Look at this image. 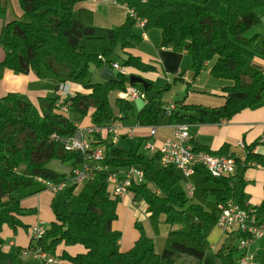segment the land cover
I'll return each instance as SVG.
<instances>
[{
  "label": "trees",
  "instance_id": "16d2710c",
  "mask_svg": "<svg viewBox=\"0 0 264 264\" xmlns=\"http://www.w3.org/2000/svg\"><path fill=\"white\" fill-rule=\"evenodd\" d=\"M17 1L22 16L6 22L0 29V50L3 51L0 79L4 70L17 75L32 72L39 80L51 81L55 91L59 85L72 80L84 81L82 87L89 92H76L63 100L54 92V95L39 96L35 104L16 92L0 94V234L5 227L15 230L22 226L20 218L34 212L21 204L18 194L22 189H29L36 182L40 184L39 179L67 182L62 191L53 193V219L41 238L30 237L27 248L11 253L2 248L0 235V264H31L25 259L33 258L32 254L22 258V252L34 250L56 256L61 264H240L238 259L245 253L239 250L236 240L248 234L237 229L220 235L218 250H210L213 259L205 261L210 249L208 238L217 226L218 206L228 201L238 204L248 214L251 224L264 226V199L258 205L246 206L244 196L246 162L258 157L250 151L241 162L230 155L235 159L234 174L219 178L206 175L204 183L209 182L211 187H207L204 194L211 195L215 202L210 211L194 202L185 191L183 177L174 166L160 165L157 151H148L150 155L140 151L142 142L137 146L129 143L121 147L106 140L105 135L95 136L92 145L102 148L100 163L108 170L94 171L81 184L72 183V170L81 165L83 156L64 149V140L77 131L69 115L87 116L91 124L99 126L128 119L132 109L130 102L116 97V115L108 99L111 93L123 91L129 83L120 74L116 75L117 81L109 84L84 80L90 65L99 69L103 63L111 65L113 61L111 58L98 59V55L83 51L79 45L83 39L96 38L95 28L74 16V5L83 0ZM115 1L125 5L128 14L120 26L107 32L109 49L102 56L111 57L118 47L121 50L131 48L138 39L136 23L143 21L141 28L144 30L156 28L160 31L162 47L191 56L194 75L208 69L213 77L232 82L222 88L225 102L221 106L202 107L183 101L165 105L163 93L171 84L155 87L142 76L154 71L153 67L127 53L121 66L131 68L130 74L145 79L144 92L155 91L138 111V126L155 127L163 120L166 125L215 124L261 102L264 68L253 67L249 72L247 67L255 55L264 56V35L247 33L261 22L259 12L264 10V0ZM4 12L0 0V19ZM255 47H259L257 54ZM223 148L216 152H208L203 147H193V150L222 155ZM53 160L68 164L69 171L59 173L49 168ZM130 166H137L144 172L143 183L132 189L136 200L145 204L151 223L176 226L168 232L161 251L156 249L154 240L138 221L134 224L138 237L133 245L126 251L120 249L122 234L113 225L118 219L121 200L110 194L106 176ZM198 170L202 169L196 168ZM152 185L156 191L151 189ZM73 196L84 206L83 212L71 208ZM73 246L81 250L71 254L67 248ZM259 259L258 264H264V257Z\"/></svg>",
  "mask_w": 264,
  "mask_h": 264
},
{
  "label": "crops",
  "instance_id": "0c3cea01",
  "mask_svg": "<svg viewBox=\"0 0 264 264\" xmlns=\"http://www.w3.org/2000/svg\"><path fill=\"white\" fill-rule=\"evenodd\" d=\"M1 4L5 12L3 18L0 19V29L6 22L18 19L22 16V11L17 0H1ZM73 12L75 18L83 24L93 26L96 31V38L83 39L79 44L80 47H88L87 49L91 51L98 44L102 46V51L95 55H102L106 49H109V42L106 38L107 32L114 27L120 26L126 20L128 9L125 5L119 4L115 0H83L74 5ZM262 26L263 30L260 34L263 36L264 24ZM135 33L138 35V39L134 41L133 46L123 50L118 47L115 49L114 55L122 59L125 58L127 53L138 56L143 63L152 66L154 69L152 72L143 73V77L149 79L157 88H162L171 84L169 89L163 93L165 105L175 103L176 101H183L184 104L199 105L202 107H215L224 104L225 99L223 98L222 88L232 85L231 81L213 77L208 69L201 70L198 74L194 75L191 56L184 51L162 47L161 35L158 29L149 28L144 30L136 26ZM255 33L258 32H253L252 34ZM2 57L3 51L0 50V59ZM103 57L104 60L111 58V61H113L112 63L120 64L119 61L113 59V56ZM106 65L108 64L103 63L101 68ZM253 67L264 68V56L255 55L250 65L247 67L248 71L252 72ZM91 68L94 78L91 77L88 81L90 83L102 82L99 78V71L101 68L97 69L94 65H92ZM111 70L117 75L116 71L112 68ZM127 72L130 76L131 74L128 70ZM37 80L40 81L32 72L26 75H17L9 70H4L3 76L0 79V94H5L7 92L22 93L24 96L26 95L29 98L28 101L33 104L37 103V98L39 96L54 95L55 90L53 89L52 82L49 80H42V82L47 84L45 88L32 90L30 84ZM127 80L129 83V77ZM63 84H69L73 89V94L76 92H89V90L83 89V83L68 80ZM116 97H119V93ZM150 98L151 97L147 96L144 104ZM130 103H133L130 117L125 120H118V128L113 135L106 136V140L117 144H119L121 140L124 143H129L135 136L142 144L151 142L158 148L165 139L174 137V125H166L164 120L160 121L155 127L143 128L138 126L136 117L141 108L139 110L136 108L135 101ZM90 124L89 122L86 126ZM75 125L77 128L79 127L76 123ZM152 128L155 129L154 135H151ZM188 132L190 135L189 144L192 147H203L207 149L208 152H216L224 147L221 152L223 156L233 155L234 158H239L243 155L246 156L248 152L252 151L258 158H252L251 163L253 166L248 165L243 171L245 205H258L264 199V171L261 169V165L264 164V92L261 102L255 107L244 109L230 119H222L215 124H190L188 125ZM113 137L116 138L115 141ZM239 143H241L243 147H241ZM203 170L204 169L196 171L189 180L191 190L186 188L188 182L185 179H182V185L185 191L192 196L194 200L196 197H199V200L202 201L209 200L211 202L210 207L213 209L215 207L213 197L209 194H204V190L210 186V183H204V179L208 174L204 173ZM235 171L236 168L233 169L232 173L234 174ZM151 189L156 191L154 185L151 186ZM38 199L40 200V194L34 193L30 195L29 198L22 200V203L25 204L23 206L29 209L31 207L35 210ZM121 201L123 203L122 209L128 212L127 217H129L127 225H125L124 235H122L123 238L121 236L120 240V249L126 251L131 248L138 237V233L136 234L134 231L132 223L135 224L136 221H140L143 213L136 209L142 208L145 211V204L140 203L139 206L134 209L135 207L133 208L128 199H121ZM52 219V212L43 213V211H39V214L33 212L31 215L21 217L20 223L26 224L27 231L19 229L22 227H17L15 229L16 238L20 239L19 243L23 245L18 246V249H25V241H28L27 245L30 242L28 229L31 226L41 224L45 227L44 223L47 221L51 222ZM113 227L117 230L120 228L122 229L121 226L116 225V222ZM222 234V230L217 226L211 231L208 238L211 251L216 252V250H218L221 241L220 235ZM8 245L12 247L15 244L10 241ZM246 248L244 250L245 255L248 253V249ZM67 250L73 254L80 251L81 248L73 246L67 248ZM256 255L257 254H254L253 256L257 257ZM36 262L34 258L30 259L31 264H35Z\"/></svg>",
  "mask_w": 264,
  "mask_h": 264
},
{
  "label": "built area",
  "instance_id": "2783aa9c",
  "mask_svg": "<svg viewBox=\"0 0 264 264\" xmlns=\"http://www.w3.org/2000/svg\"><path fill=\"white\" fill-rule=\"evenodd\" d=\"M137 27L143 26V21H137ZM98 59L104 60L102 55ZM110 67L126 79L129 75L124 66L118 63H112ZM59 100H63L73 94V89L69 84H61L55 91ZM139 95L137 86L128 84L123 91L119 92V97L124 101L131 102ZM65 111V108H62ZM119 121H112L108 125L99 126L90 124L85 127H78L76 134L64 140V149L68 152H77L83 156L81 165L72 170L70 181L75 184H81L88 180L94 171L108 170L106 166L101 165L102 148L93 146L92 141L97 135H113L118 128ZM155 129H151V135ZM189 132L187 124L174 125V137L165 139L162 144L156 148L152 143L146 142L144 149L149 152L157 151L160 154V165L163 167L174 166L188 183L186 188L191 190L189 180L196 173V168H202L210 177L219 178L229 175L235 168V159L230 156L213 155L205 151H195L189 144ZM115 141L116 138L113 137ZM113 143V142H112ZM241 147L243 145L239 143ZM240 161L245 160V155L239 157ZM253 166L251 161L246 162V166ZM264 171V164L261 165ZM144 181V172L137 166H130L117 172H109L106 176L108 190L113 197L117 199H128L133 207H138L139 202L135 198L133 187H139ZM39 183L52 193L62 191L67 182L60 181L53 183L48 180L39 179ZM220 213L217 219V227L222 230L224 235H228L234 230H239L248 234V237L236 240L239 250L244 251L247 245L257 238L264 237V226L251 224L248 214L242 210L238 204L228 201L225 205H219ZM45 227L41 224L33 225L29 228V234L32 239H39L43 236ZM12 245V244H11ZM32 257L38 261V264H61L56 256H49L46 252L34 250L31 253L23 251L22 255ZM240 264H246L247 258L241 256L238 259Z\"/></svg>",
  "mask_w": 264,
  "mask_h": 264
},
{
  "label": "rangeland",
  "instance_id": "374dc122",
  "mask_svg": "<svg viewBox=\"0 0 264 264\" xmlns=\"http://www.w3.org/2000/svg\"><path fill=\"white\" fill-rule=\"evenodd\" d=\"M259 16L261 18V22L252 27L249 31H248V35H251L253 32H258V33H262V30H263V24H264V10H261L259 12ZM93 41V40H92ZM83 43H86V42H83ZM83 46V44H82ZM88 47L84 48L82 47V50L87 52V53H100L102 51V46L98 45L93 48L91 51H89L87 49ZM256 53L257 54V51L259 49V47H255L254 48ZM112 56L114 57L113 59L114 60H117L119 61V63H122V58L118 57L117 55H114L112 54ZM92 66V65H91ZM91 66L88 67L86 73H85V79L84 80H89L91 77H93V71H92V68ZM128 71L131 72V68L129 67H126ZM94 78V77H93ZM84 81H79V83H83ZM47 86V84H45L44 82H42V80L40 81H35V82H32L30 84V88L32 90H35V89H43ZM138 90H139V95L137 97L136 100H132L131 102H134L135 101V104H136V108H138V110L144 105V102H145V98L147 96L151 97L152 95L155 94V91L154 90H151L149 92H144V89L143 87L140 85V84H136ZM19 96L20 97H23L25 100L28 101V97L25 95H23L22 93H19ZM116 96H118V93L117 92H113L109 95V102L111 104V107H112V110L113 112L117 115L118 114V106L116 104ZM131 104V107L133 105V103H130ZM69 118L75 122L79 127H85L86 124L89 123L88 119H87V116H82V115H78V114H70L69 115ZM89 126V125H88ZM144 128V127H143ZM129 143H131L132 145L134 146H137L138 143H139V139L137 137H133V139H131L129 141ZM128 142L124 143L122 140L119 142L118 146H121V147H126L128 146L129 144ZM140 151L147 154V155H150V153L144 149L143 147V144L141 145L140 147ZM48 167L59 172V173H67L69 171V165L66 164V163H61L57 160H53L51 161L49 164H48ZM39 187H42L40 184H38L37 182L34 184L33 187L31 188H25V189H22L20 191V193L18 194V198L20 199L21 201V204L22 205H25L24 203H22V200H24L25 198H29L30 195L36 193V194H40V200L38 199V202L37 204L35 205V210L34 212L36 214H39V211H43L44 212H51V202L52 200L55 198V195L53 193H51L50 191H47L46 189L43 190ZM194 188V187H193ZM78 192V188L76 189V191L74 192V194H77ZM198 199V200H196ZM196 201L199 202V204L201 203L202 207L207 210V211H210L211 210V202L209 200L207 201H202V200H199V197H196ZM194 200V199H193ZM194 200V202H196ZM196 202V203H197ZM123 207V203L122 201H120L119 205H118V209H117V213H118V220L116 221V225H119L122 227V229H118L119 231H121V234L124 235V232H125V225H127V220L129 217H127V214L128 212L123 210L122 209ZM71 208L76 211V212H83L84 211V206L82 204H80L77 200V198L75 196L72 197L71 199ZM134 208V207H133ZM30 209H32L30 207ZM136 209V208H134ZM33 210V209H32ZM137 211H141L143 213V216L142 218L140 219V221H138L141 226L143 227V230L144 232L149 236L151 237L155 244H156V249L157 250H162L163 249V246H164V243L166 241V236L168 234L169 231L171 230H175L176 229V226H173V225H170L168 223H163V222H159V223H156V224H152L150 219L148 218L146 212L142 209V208H137L136 209ZM43 216V214H42ZM138 220V219H137ZM49 221L45 222L44 225L45 227H48L49 226ZM22 228H19L23 231H27V227L25 226L26 224L25 223H21ZM132 227L134 229V231L136 232L137 234V230L134 226V224L132 223ZM15 230L11 229V228H8V227H5L3 228V230L1 231V237L3 239V242H2V248H4L5 250L11 252V253H16L17 250H18V246H23L20 242V239L16 238V235H15ZM28 232H29V229H28ZM30 235V234H29ZM123 238V236H122ZM12 241L15 245L14 246H9L8 243ZM35 241V240H33ZM33 241L31 240V242L33 243ZM27 242L28 241H25L24 243V248H26L28 245H27ZM248 249V253L247 255H245L244 257L248 259V263L249 264H258L260 259L259 258H262L264 257V237L262 238H257V239H254L252 242H250L247 246ZM254 254H257L256 256H258L259 258L257 259V257H254L253 255ZM26 256H22V258H25ZM213 255L212 253L210 252V249L209 251L206 253V256H205V261H211L213 259ZM25 261L27 263H30V259L29 258H26Z\"/></svg>",
  "mask_w": 264,
  "mask_h": 264
},
{
  "label": "water",
  "instance_id": "95a60500",
  "mask_svg": "<svg viewBox=\"0 0 264 264\" xmlns=\"http://www.w3.org/2000/svg\"><path fill=\"white\" fill-rule=\"evenodd\" d=\"M99 78L102 82L109 84L111 82L117 81V77L115 73L111 70L110 66L106 65L99 71ZM129 84L130 85H136L140 84L143 89L146 88L147 83L145 82V79L139 75L131 74L129 76Z\"/></svg>",
  "mask_w": 264,
  "mask_h": 264
}]
</instances>
